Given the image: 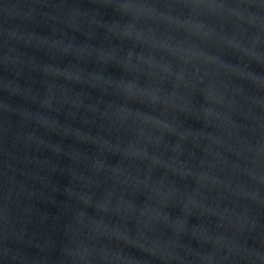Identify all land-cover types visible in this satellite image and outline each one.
Listing matches in <instances>:
<instances>
[{
	"label": "water",
	"instance_id": "95a60500",
	"mask_svg": "<svg viewBox=\"0 0 264 264\" xmlns=\"http://www.w3.org/2000/svg\"><path fill=\"white\" fill-rule=\"evenodd\" d=\"M0 264H264V0H0Z\"/></svg>",
	"mask_w": 264,
	"mask_h": 264
}]
</instances>
